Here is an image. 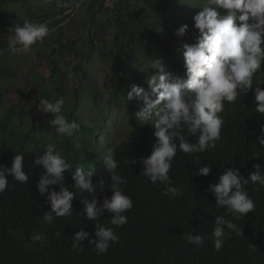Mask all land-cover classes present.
Here are the masks:
<instances>
[{
    "label": "trees",
    "instance_id": "16d2710c",
    "mask_svg": "<svg viewBox=\"0 0 264 264\" xmlns=\"http://www.w3.org/2000/svg\"><path fill=\"white\" fill-rule=\"evenodd\" d=\"M10 1L27 6L28 0H0V25L8 26L12 23L7 13V5ZM182 1L185 0H173V3H165L162 0H141V7L137 8L136 14L128 12L129 21L126 22L123 16V11L126 9L121 6L120 0H117L115 6L119 13L108 21L117 28V32L113 33V39L118 40L122 48L137 44L144 52L148 51L150 47L146 43V37L144 38L145 34L140 30L149 28L154 20L159 25L163 21H160V18L170 23L174 22L176 17L178 22L176 21V26L173 24V27L179 28L183 24L182 14H178L175 7H180ZM97 2L99 4L95 7ZM63 3L66 7L58 8L60 13L70 5L69 1ZM88 7L92 11L91 18L88 19L90 23L94 22L96 14L105 9L103 0H92ZM53 13L57 12L46 8L41 13L32 14V19L50 17ZM58 22L59 19H52L48 28ZM11 29L7 30L12 32ZM166 33V31L159 32L163 35L162 40L154 35L153 41L169 55L170 71L184 77V61L178 56L177 48L174 47L178 37ZM197 36L198 29L193 24L187 28L185 36L181 38L186 41L185 44H193ZM7 39L6 36H0V48H7ZM91 45L94 46L92 42ZM71 47L72 44L68 48ZM9 53L10 51L0 55V61ZM127 59V52L124 51L120 64L122 67L120 78L125 76L124 64ZM59 61L58 56H54L51 60L53 75L59 71ZM35 76L38 88L34 87V91L38 94L37 89H39L40 94L46 95L44 79L39 75ZM257 77L260 81H264V66L253 78V89L257 86L255 84ZM259 86L264 89V84ZM73 94L77 95L78 91L74 89ZM1 97L0 90V99ZM75 103L69 102L70 107H67L64 113L72 115L71 106ZM144 106L143 101L133 100L131 114L134 116ZM20 113L17 105H11L0 118V126L3 128L10 126L8 130H0V165L11 167L13 156L23 154L24 170L29 175V181L25 184L8 177L9 188L0 194V264H264V188H259L251 181L245 188L255 203V210L245 214L239 221H234L242 228L243 235L237 236L233 233L219 252L215 251L210 239L206 240L203 247L197 248L184 238L187 233L193 236L198 234L211 236L216 216L225 215L226 219H232L226 214V209L216 207L215 198L208 191L209 185L217 182L225 168L239 169L241 176L247 179L250 173L255 171L254 164L264 166V145H260L257 140L264 126V116L255 112L252 90L239 96L235 103L225 102L224 111L220 114L224 124L215 148L193 155L177 152L169 176L172 185L182 190V195L178 198L170 199L162 195V185L159 183L153 185L140 174L143 165L139 162V158L147 157L155 142L150 124L143 123L131 130L127 138L114 148L115 158L120 165L117 171L127 179V184L122 186L123 191L133 201L132 210L125 213L128 223L120 228L110 224L111 214L108 212H105L98 221L91 222L85 219L80 199L92 198L86 192L74 197L71 216L57 217L50 225L42 221L44 212L50 211V205L45 203L47 194L40 195L36 187L43 168L39 165L35 166L33 161L40 155L29 152L23 145L18 146L13 143L14 122H16L14 120ZM36 115L30 116L31 129L36 131L45 126L46 130H50L47 125L51 126L49 125L51 114L40 110ZM189 140L195 143L196 137H189ZM74 141L75 135L70 138L64 137L57 142L55 149L72 164L63 175L65 186L75 192L76 189L72 187L74 183L72 174L77 167H84ZM254 154L258 156L253 157ZM103 158L104 156L94 167L93 177L94 182L101 176L106 180L104 192L98 190L96 193L99 203L112 195L108 187L110 174L105 171ZM126 159L137 160V163L127 165L124 163ZM193 161H200V167L209 165L211 168L209 175H195L198 166ZM90 169L84 168L85 171ZM49 187L59 191V186ZM95 223L113 227L120 236L119 242L111 244L106 253L97 255L94 246L86 239L82 242L83 252H74L71 243L75 232L83 228L89 232L90 238H94ZM57 233H60L59 237ZM252 246L257 250L252 251Z\"/></svg>",
    "mask_w": 264,
    "mask_h": 264
},
{
    "label": "clouds",
    "instance_id": "9594fccd",
    "mask_svg": "<svg viewBox=\"0 0 264 264\" xmlns=\"http://www.w3.org/2000/svg\"><path fill=\"white\" fill-rule=\"evenodd\" d=\"M210 5L214 6L203 7L193 17L194 27L198 29L195 43L182 46L184 77L171 72L163 58L156 59L148 65V68L157 71L147 79V89L132 85L127 92L129 102L140 100L146 105L135 115L142 122L150 124L155 138L150 154L139 158L143 165L140 174L153 185H162L161 194L170 199L182 195L181 188L173 186L169 176L177 152L193 155L216 147L224 124L220 114L224 111L225 102L235 103L239 96L252 90L255 112L264 116V89L259 86L264 81L257 77V86L252 88L254 76L264 66V0H210ZM57 7L66 5L62 0H57ZM187 28L186 24L182 25L174 34L183 37ZM11 31L13 34L7 39V48H0V55L8 51L28 54L33 45L43 42L50 34L47 24L27 20ZM157 32H162V29L159 27ZM65 104L63 97L54 102L42 99L38 107L42 112L51 114L50 124L58 136L70 138L79 132L80 125L65 116ZM189 137H196V142H190ZM257 140L264 145V126ZM24 160L23 154H16L11 167L0 165V194L9 188L8 177L21 184L28 183ZM103 162L105 171L110 174L108 187L112 195L99 203L96 193L98 190L104 192L106 180L103 176L94 182L93 167L88 171L77 167L72 174V187L76 191L69 190L65 186L63 173L72 164L56 151L54 145L49 144L44 154L33 161L35 166L43 168L36 187L40 195L47 194L45 203L50 205V211L44 212L42 221L50 225L57 217L71 216L74 197L86 192L92 198H82L80 202L87 221H98L108 212L111 214L110 224L115 228L126 225L128 218L125 213L132 210L133 201L123 191L122 186L127 184V179L117 171L120 165L114 149L107 151ZM193 162L198 166L195 175H209V165L200 167V161ZM124 163L135 164L137 160L126 159ZM253 168L255 171L247 179L241 176L239 169L225 168L217 182L209 185L208 191L214 196L216 207L226 209V214L232 219H226L225 215L216 216L211 236L187 233L184 238L189 244L201 248L210 239L215 251L219 252L233 233L243 235L242 228L234 221L255 210V203L245 186L251 181L264 188V166L254 164ZM49 186H59V191ZM59 236L60 233H57ZM86 239L100 255L106 253L111 244L118 243L120 236L113 227L95 223L94 238H90L89 232L81 228L73 235L71 249L83 252L82 242ZM251 250L257 249L252 246Z\"/></svg>",
    "mask_w": 264,
    "mask_h": 264
},
{
    "label": "rangeland",
    "instance_id": "374dc122",
    "mask_svg": "<svg viewBox=\"0 0 264 264\" xmlns=\"http://www.w3.org/2000/svg\"><path fill=\"white\" fill-rule=\"evenodd\" d=\"M65 1H69L70 5L68 9H63L62 13L58 12L60 7H57V0H28L27 6L15 1L8 3L7 13L12 23L8 26L0 25L2 37L9 38L13 33L7 29L14 28L17 24L22 25L25 20L45 23L47 26L51 25L49 22L54 18L59 19V22L49 28L50 34L43 42L32 46L30 53L10 52L1 59L0 118L11 105H17L21 113L14 120L16 122L13 143L23 145L29 152L42 156L49 144L57 147V142L64 137L58 136L55 129L48 125L47 128L50 130H46L45 126L36 131L31 129L30 116L32 114L35 117L39 113V101L48 99L54 102L65 97V109L70 107L69 102H76L71 106L72 115L64 114L69 120H74L80 125L74 142L83 167L94 168L109 149H114L127 138L134 127L144 123L136 115L131 114L133 101L127 100V92L132 85L147 89V79L157 71L148 68L151 61L163 58L171 70L169 55L155 44L152 37L156 35V38L163 39V35L157 32L159 27L162 29L161 33L166 31L176 36L174 33L177 28H174L173 24L176 26L177 17L170 23L160 18V21H163L159 25L154 20L149 28L140 30L145 34L144 38L146 37V43L150 47L144 52L140 45L122 48L119 41L113 39V33L117 32V28L108 21L119 13L116 6L112 12L103 9L96 14L94 22L90 23L88 19L91 18L92 11L88 6L92 0H62ZM131 1L120 0L121 6L126 9L123 11L126 22L129 21L128 12L136 14L137 8L141 7ZM162 1L173 3V0ZM182 3L180 7L175 8L178 14H182V25L186 24L188 27L194 24L193 17L203 7L214 6L210 5V0H185ZM98 4L99 2L95 3V7ZM46 8L57 13L50 17L32 19V14L41 13ZM73 41H76L75 44ZM185 42L178 37L174 43L178 56L182 59V46ZM71 44L72 47L68 48ZM124 51L127 52L128 59L124 64L125 76L120 78L122 71L120 64ZM54 56L60 57L59 71L56 75L51 73V60ZM35 75L44 79L46 95L40 94L39 89L38 94L34 91L37 80ZM74 89L78 91L77 95L73 94ZM9 127L0 126V130L5 131Z\"/></svg>",
    "mask_w": 264,
    "mask_h": 264
},
{
    "label": "built area",
    "instance_id": "2783aa9c",
    "mask_svg": "<svg viewBox=\"0 0 264 264\" xmlns=\"http://www.w3.org/2000/svg\"><path fill=\"white\" fill-rule=\"evenodd\" d=\"M116 1L117 0H103V8H105L106 11H108V12H112L115 8ZM132 1H134L135 3H137L141 6V0H132Z\"/></svg>",
    "mask_w": 264,
    "mask_h": 264
}]
</instances>
